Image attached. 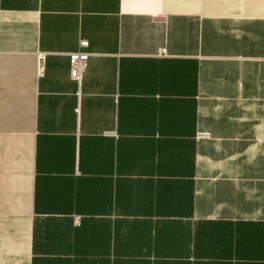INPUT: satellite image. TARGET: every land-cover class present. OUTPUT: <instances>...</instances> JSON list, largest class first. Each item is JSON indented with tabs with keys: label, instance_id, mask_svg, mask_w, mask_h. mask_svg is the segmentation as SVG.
Masks as SVG:
<instances>
[{
	"label": "crops",
	"instance_id": "crops-1",
	"mask_svg": "<svg viewBox=\"0 0 264 264\" xmlns=\"http://www.w3.org/2000/svg\"><path fill=\"white\" fill-rule=\"evenodd\" d=\"M0 264H264V0H0Z\"/></svg>",
	"mask_w": 264,
	"mask_h": 264
},
{
	"label": "built area",
	"instance_id": "built-area-1",
	"mask_svg": "<svg viewBox=\"0 0 264 264\" xmlns=\"http://www.w3.org/2000/svg\"><path fill=\"white\" fill-rule=\"evenodd\" d=\"M88 40L86 38H80L78 45L80 48L76 50H72L68 54V61H69V74L72 79L76 80L78 83L82 80L83 72L87 65V60L89 57V52L85 49L87 46ZM160 54L165 53V48L160 49ZM44 54L42 52L39 53V64L38 70L42 72L44 68ZM201 135H206L204 132Z\"/></svg>",
	"mask_w": 264,
	"mask_h": 264
}]
</instances>
